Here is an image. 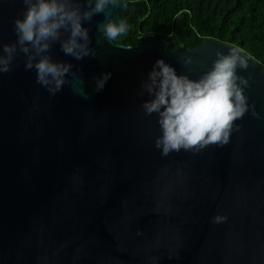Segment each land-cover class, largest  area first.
<instances>
[{
	"label": "water",
	"instance_id": "water-1",
	"mask_svg": "<svg viewBox=\"0 0 264 264\" xmlns=\"http://www.w3.org/2000/svg\"><path fill=\"white\" fill-rule=\"evenodd\" d=\"M123 4L84 22L93 55L77 61L52 45L53 60L73 66L55 95L19 51L0 74V264H264V69L244 51L250 107L228 144L163 156L158 116L142 108L156 61L198 79L235 45L174 47L148 33L117 46L98 25L127 24L134 7ZM24 10L0 0V51ZM217 214L228 219L215 224Z\"/></svg>",
	"mask_w": 264,
	"mask_h": 264
},
{
	"label": "clouds",
	"instance_id": "clouds-1",
	"mask_svg": "<svg viewBox=\"0 0 264 264\" xmlns=\"http://www.w3.org/2000/svg\"><path fill=\"white\" fill-rule=\"evenodd\" d=\"M22 3L25 10L14 21L17 40L3 44L0 51V74L12 70L19 51L27 58L25 69L34 68L36 82L55 95L62 90L73 66L53 60L49 54L52 45L59 42L62 52L77 61L93 55L89 29L84 22L91 23L95 15L104 13L109 5L120 6L123 0H83V5L81 0H22ZM98 31L104 39L116 44L117 38L127 31V25L123 20L106 19L98 25ZM248 67L247 54L237 46L229 47L227 54L218 52L212 68L198 79L178 75L164 59L156 61L142 84L143 91L151 97L142 108L146 115L158 116L161 134L156 137L155 147L163 156L181 150L198 153L210 145L229 143L235 122L250 107L244 92L249 78L237 73V68ZM110 77V72L104 73L97 80L96 90L101 91ZM251 107L252 114L258 116L255 106ZM227 219L226 215L217 214L213 223ZM173 254L170 253V258ZM151 259L155 262L159 257Z\"/></svg>",
	"mask_w": 264,
	"mask_h": 264
},
{
	"label": "trees",
	"instance_id": "trees-1",
	"mask_svg": "<svg viewBox=\"0 0 264 264\" xmlns=\"http://www.w3.org/2000/svg\"><path fill=\"white\" fill-rule=\"evenodd\" d=\"M127 31L116 43L135 45L155 33L174 47L213 38L242 48L264 69V0H124Z\"/></svg>",
	"mask_w": 264,
	"mask_h": 264
}]
</instances>
